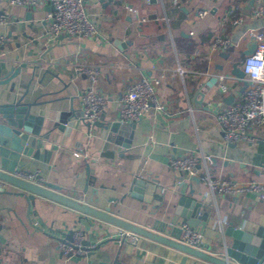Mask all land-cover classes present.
Wrapping results in <instances>:
<instances>
[{"label":"crops","instance_id":"1","mask_svg":"<svg viewBox=\"0 0 264 264\" xmlns=\"http://www.w3.org/2000/svg\"><path fill=\"white\" fill-rule=\"evenodd\" d=\"M124 3L146 21L136 23L122 10ZM261 6V0H182L178 6L170 0H85L97 35L61 36L47 45L46 18L52 11L48 0L35 8L0 0V14L6 18L0 34L8 38L0 49V63L27 64L18 78V94L30 81L25 101L39 104L35 112L44 116L40 133L49 132L42 147L50 152L48 162L31 160L24 170L38 171L43 182L59 186L63 196L108 209L150 230L170 220L181 222L173 216L181 197L203 201L200 214L207 212L208 217L195 229L219 257L228 225L250 233L264 228V200L257 195L213 196L200 182H178V174L169 168L172 158L207 154L213 158L214 177L264 183V129L249 131L252 142L227 144L216 122L218 111L243 92L244 81L231 74L232 66L240 67L249 33L264 29V16L254 14ZM202 8L208 14L199 19L196 10ZM230 16H243L244 21L236 28L229 20L221 22ZM213 34L230 39L227 52L209 51ZM83 68L100 72L96 89L107 101L100 125L86 128L80 119H72L74 127L68 132L52 130L59 113L73 110L81 116L80 95L91 86ZM153 78L161 80L157 98L170 116L152 108L131 128L110 135L104 126L119 118L124 85ZM6 89L0 88V103L6 102ZM134 180L145 184L137 196L130 195ZM146 185L153 186L151 194ZM20 193L13 186L0 192V264H209L192 257L182 263V253L138 235L136 245L119 241L117 226L37 196L30 206ZM69 231L82 232L94 249L84 257H62L57 238Z\"/></svg>","mask_w":264,"mask_h":264},{"label":"built area","instance_id":"2","mask_svg":"<svg viewBox=\"0 0 264 264\" xmlns=\"http://www.w3.org/2000/svg\"><path fill=\"white\" fill-rule=\"evenodd\" d=\"M52 11L47 15V45L55 43L59 37L65 38H92L98 31L85 10V0H48ZM172 5L178 6L182 0H170ZM262 6L254 14L264 16V0ZM10 5L35 8L42 0H8ZM122 10L129 14L136 23L142 24L146 18H139L138 10L129 3L122 5ZM208 14L207 9L196 10V17L201 19ZM233 27L241 25L243 16H230V19L223 17L221 22L228 21ZM6 18L0 14V25H3ZM256 41V49L250 56L243 57L240 68L244 73L245 83L243 92L239 98L229 106L221 109L217 113L216 122L220 128L223 139L227 144H235L243 140L253 141L250 130L264 129V29L249 33ZM8 38L0 34V49L7 42ZM231 41L227 37L213 34L209 39L208 49L210 52L225 53L231 47ZM81 72L85 74L91 86L80 95L82 118L92 126L100 118L102 111L106 108V98L100 95L96 89L100 72L97 68H83ZM259 77V78H258ZM224 77H220L223 82ZM161 80L140 79L128 81L123 88L119 101V119L123 124H135L139 122L153 108L160 112H165L163 104L158 101L157 90ZM220 91L225 92L224 84L220 85ZM170 116V114H167ZM172 115V114H171ZM74 157H79L78 152L73 153ZM213 158L207 154H190L179 158H172L169 161V168L178 174V182L190 181L197 178L199 182L207 187L213 196H239L243 193H253L259 200H264V183L248 182L238 184L232 180L214 177L211 169ZM14 176L24 181L41 184L42 178L38 171H20ZM10 186L0 180V191H6ZM220 225V224H218ZM180 243L195 248L202 249L205 246L204 238L195 228L187 224H181ZM118 240L129 241L131 245H136L137 235L126 230H119ZM84 235L80 231H73L71 238L64 235L57 238V247L60 255L65 258L73 256H86L95 247V244L84 245Z\"/></svg>","mask_w":264,"mask_h":264},{"label":"water","instance_id":"3","mask_svg":"<svg viewBox=\"0 0 264 264\" xmlns=\"http://www.w3.org/2000/svg\"><path fill=\"white\" fill-rule=\"evenodd\" d=\"M255 49L256 41L251 37L242 57L252 55ZM26 68L27 64L24 62L11 67H8L5 63H0V88L7 87L6 95L3 97L6 99V102L0 103V180L19 189L21 191L20 195L25 198L30 206L33 204L36 196L62 204L78 211L82 215L102 220L120 229L173 248L183 254L182 263L185 262L186 258L192 257L209 264H264L263 227L258 228L254 233H250L228 225L223 230L224 248L222 249V257L216 256L206 246L202 249H195L180 243L181 229L179 226L181 224H187L189 227L195 228L200 221L207 220V212L200 214L203 201H188L185 197H181L173 214L174 218L181 219V222L170 220L161 229L154 228L150 230L111 215L108 209L104 211L98 210L79 201L72 200L67 196H63L59 194L61 188L52 183L43 182L40 185L15 177L14 173L27 171L24 168L31 160L47 163V157L50 154L49 151L42 148L44 140H47L49 136V132L46 134L40 133L44 116H38L35 112V108L39 104L36 101H25L30 81L27 83L25 91L20 95L18 94V78L21 76L22 70ZM35 69L36 67L33 70ZM231 74L239 80H243L244 78V73L238 64L232 66ZM211 82H216V78L211 79ZM2 96L3 94H1ZM230 99L232 101L233 97ZM72 119L74 121L80 119L86 128L90 127V124L83 120L82 113L80 116V114L78 115L71 110L57 114L53 120L51 129L68 132L74 127ZM95 125H100V123L97 121L92 126ZM132 126L133 124L121 123L118 118L115 122L104 126V129L108 130L110 135H113L123 130L126 131ZM42 149L43 151L41 152ZM193 180L199 183L197 178ZM144 185L143 181L134 180L130 186V195L137 196L136 192H141V188ZM146 189L148 190L147 193L151 194L153 186L146 185ZM203 199L204 197L201 200ZM72 233L73 231H69L66 237L70 239ZM83 244L87 245L89 242L85 241Z\"/></svg>","mask_w":264,"mask_h":264},{"label":"clouds","instance_id":"4","mask_svg":"<svg viewBox=\"0 0 264 264\" xmlns=\"http://www.w3.org/2000/svg\"><path fill=\"white\" fill-rule=\"evenodd\" d=\"M259 78V77H258Z\"/></svg>","mask_w":264,"mask_h":264}]
</instances>
